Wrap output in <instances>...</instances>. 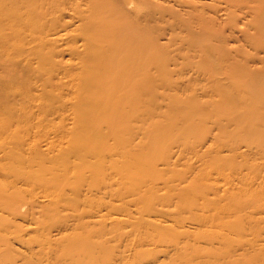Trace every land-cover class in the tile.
Listing matches in <instances>:
<instances>
[{
    "label": "bare ground",
    "instance_id": "1",
    "mask_svg": "<svg viewBox=\"0 0 264 264\" xmlns=\"http://www.w3.org/2000/svg\"><path fill=\"white\" fill-rule=\"evenodd\" d=\"M201 1L183 25L189 62L178 68L162 55L150 22L153 0H0V151L23 148L31 135L61 133L58 144L47 142L61 158L52 164L76 180L72 188L47 179L53 168L1 169L15 181L0 176V264H144L141 257L157 248L169 264H236L237 254L251 263L264 255V0ZM127 7L149 22L131 21ZM88 154L97 162L86 161ZM101 161L102 180L86 184L77 170ZM140 176L168 177L159 188ZM157 190L165 193L163 207L183 209L181 222L164 228L169 233L140 206L150 207L155 198L146 196ZM87 196L99 203L89 205ZM21 216H37L36 229L18 225ZM57 216L60 226H44ZM191 220L194 228L220 231V248L209 243L213 249L197 252L182 229ZM31 230L41 240L27 238ZM234 238L246 241L234 245ZM43 249L57 253L55 262L40 258Z\"/></svg>",
    "mask_w": 264,
    "mask_h": 264
},
{
    "label": "rangeland",
    "instance_id": "2",
    "mask_svg": "<svg viewBox=\"0 0 264 264\" xmlns=\"http://www.w3.org/2000/svg\"><path fill=\"white\" fill-rule=\"evenodd\" d=\"M182 1H184L186 4L183 5ZM153 2L156 3L155 4L156 7L154 9V15L151 18L150 22L155 27V35L159 39V43L164 46V48L161 50V51H163L162 55L164 57L165 56L166 57H174L175 61H176L174 63H177L178 68H182L189 62L188 55H187V46L183 45L186 42V40L188 39L187 37H185L186 34L183 32V25L185 22H187V18H188L187 15H189L190 13L195 14L197 11L201 10V2H203V1H201V0H180L181 4L176 3L174 0H153ZM250 5H252V2L250 3ZM127 10H128V12H130V15L129 14L128 15H129V17H130L129 19L131 21L136 20V21H138V23L140 25H144L145 23L149 22L148 19L144 18L145 13H143V11H141V14H139L138 17L136 18L134 15V11H131L132 9L128 8ZM208 15H210V13L207 12V16ZM224 16H225L224 13H220V17L224 18ZM174 36L175 37L178 36L177 41H176L177 44H175V45L173 43H170L171 38H173ZM168 42H169V44L167 45ZM230 44H232V42ZM238 45H240V44H238ZM244 48H246V47L244 46ZM174 63H172V64H174ZM171 68L174 69V66L171 65ZM174 79L177 80L179 78L174 77ZM183 99H185V98H183ZM159 102H160V100H159ZM162 103L163 104H161V105H163L165 107L166 105H168L169 102H162ZM3 105H5V104L3 102H1V107ZM35 110L37 111V109H35ZM53 118L56 119L55 123L57 124L59 122V120H58L59 118L57 116H53ZM161 119H163V118H161ZM69 120H70L69 122L72 123V117H69ZM164 125L172 126V124H170V121L165 122ZM45 126L47 128L46 131H48L49 125H45ZM160 127L162 128L163 126H160ZM185 128H186V126H181L180 129L185 130ZM34 131H36V130H34ZM31 137H32L31 140L23 148H21L18 145H11V144H8L6 147H2V149H4V150L0 151V172H2L1 169L11 168V169L16 170L19 173H22V172H24V170H27V169L32 170L36 173H40V172H43V170H48L50 168H53L54 170H52L50 174H46L45 177L47 179H50L52 177L62 178L61 176H63V174L59 171V169L57 170L56 166H54V164H57L58 159L59 160L61 159L60 157H57L58 149L57 148L53 149V148L47 147V142H49V141L56 142L58 144L61 141V133L51 132V134L49 136H46V132H45L42 136L37 137L35 139L33 138L32 135H31ZM35 144L40 145V147L38 148V151L37 150H30V148L33 147ZM67 145L68 144H64V147H67ZM88 147H89V145H85L81 149L87 150ZM22 149H24L26 154H24V155L21 154ZM28 150H29L30 154L28 153ZM137 151H139V148L137 149ZM158 156H159L158 150L153 151L152 158L156 159ZM53 157H57L56 162L54 164H52V162L54 160ZM71 158H72V156L70 158L62 160V161L73 162L74 160H73V158L72 159ZM85 160L88 162H91V163L97 162V160L90 157L89 154ZM114 160L118 161L119 163L121 162V160H119L118 157H114ZM62 161H61V163H62ZM152 161H151V163H152ZM154 161L152 164H154ZM105 162H107V160ZM98 165L99 166H97L93 170H89V169L84 170V171L77 170L78 173H77V171H76V173L78 175H80L85 180L86 184L88 182H90L91 184L94 183V181L98 182L102 179L99 176H96V173L99 170L97 168H99L100 166L102 167L103 162L101 161L100 163H98ZM157 169L162 171L163 174H166L169 176V174H168L169 169L161 166L160 164L157 165ZM178 169H182V168L178 167ZM0 176H2V175L0 174ZM168 176H164L163 179H166ZM2 177L5 181H7V183H10V182L12 183V181H15V177L12 175H8V176L6 175V176H2ZM62 179H63L62 180L63 182L68 183L67 185H71L72 188L74 187L76 180L71 175H67V176L63 177ZM139 179L145 180V181H147L148 184H151V185L155 183V184H157V187L159 186V188H161V186L158 184L161 183V181L163 180V179L161 180L159 178L156 179L153 177H146V176H140ZM151 185H149V186H151ZM149 186H147V187H149ZM23 188L25 189V187H23ZM145 189L146 188H144V190ZM152 192L153 193H150L146 196V197L151 196L152 198H155V199H153V202L150 205V207L144 206V203H143V205H140L146 209V210H144L145 212L143 213V216L145 219L149 218L150 220H152L154 222L156 221L159 224L160 230L163 233H169L167 231V229H164V228L166 226H170L171 224H177L175 222L177 220H178V222H181L179 213L182 212L183 209H179V211L177 212L174 204L171 205L170 207H163L161 205L162 197L165 194L163 192V190L162 191L157 190V191H152ZM68 194H70V193L68 192ZM67 197H72V195H69ZM84 197H85L84 194H82V197L80 198L81 201L83 199H86ZM87 197H88L87 199L90 198L89 199V201H90L89 205L96 206L99 203V200L96 199L97 198L96 196H87ZM103 201L108 203L110 200L105 199ZM40 202H43L42 204H48L47 199H40ZM116 204H118V203H116ZM80 206L83 207L86 205L83 202H80ZM132 210H134V209H132ZM141 210H143V209H141ZM153 211H159V212L164 213V217L163 216L162 217H159V216L155 217V216L151 215ZM165 212H169V214H171V215L167 216L165 214ZM67 213H69V212H62L61 215L63 216V215H66ZM194 213H195L194 211H191L190 209H188V210L186 209V213H184L183 216L192 218ZM22 214H24V212ZM26 215H27V217H29V213H27ZM62 216H57V218H60V220H58L57 223L48 221V222L44 223V226H47V227H54L55 226L56 227V224L58 226H60L61 223L64 221V220H62ZM148 216H151V217H148ZM23 217L25 218V216H21L17 219L18 225L22 226L26 231H27V229H36V225L32 224L31 221L35 220L37 216H34L33 219L32 218L23 219ZM191 222H194V221L193 220L186 221L185 224L183 225L182 229L191 233L192 237H190V240L191 241L193 240V242L195 241L194 242L196 245L195 248H199V251H197V252H199L200 254H206L209 250L213 249V248L209 247V243H213L214 248H220L219 241L217 239V236H222L220 231H217V232L216 231H207L204 228L203 229L194 228L196 226L189 224ZM72 224H73V222L69 223V225H72ZM72 229H74V227L67 230L66 231L67 234L72 233ZM28 233H29V235L27 236V238L28 237L29 238L30 237H37L38 240H41V235L37 236L34 230H31V232H28ZM51 238H52V240L59 239L60 234L57 235V233L54 232L52 234ZM245 241L246 240L235 239L234 245L241 244L242 242H245ZM191 244H193V243L191 242ZM152 247L151 246L150 247L145 246V247H143L142 251L147 252ZM14 248L15 249H17V248L21 249V247L19 245H16V244L14 245ZM33 248H34V251L36 253H38V251L41 247L39 248V246L36 244V245H34ZM44 249L40 253V258H43V260H47L50 263L55 262V260L57 258L56 257L57 253L53 252L50 254H46V251ZM160 250L161 249H159V248L156 249L157 252H159ZM156 251L154 252L153 255L151 253L150 255L141 257L140 262L144 261L143 262L144 264H152L151 262H147V261L155 258V261H158V262L154 263V264H161L162 262L164 264L170 263V261L168 262V260L164 257V254L162 252H160L158 254ZM60 252H61V250H60ZM60 252H59V254H60ZM193 253H194L193 250H191V249L188 250L189 257H190V255H193ZM156 254H158V255H156ZM237 256H238V254H237ZM237 256L233 258L234 260L239 259L236 261V264H259V263H262V261H264V255L259 256L257 262H254V260H251L250 261L251 263H249V262L247 263V261L244 260V258H237ZM219 258H220L219 261L224 263V261L222 260V257H219ZM211 264H214V260L211 261Z\"/></svg>",
    "mask_w": 264,
    "mask_h": 264
}]
</instances>
